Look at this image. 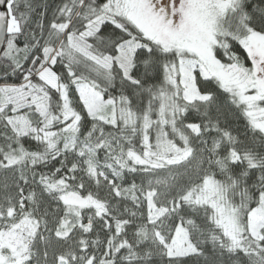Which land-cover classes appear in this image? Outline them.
<instances>
[{
  "label": "trees",
  "instance_id": "obj_1",
  "mask_svg": "<svg viewBox=\"0 0 264 264\" xmlns=\"http://www.w3.org/2000/svg\"><path fill=\"white\" fill-rule=\"evenodd\" d=\"M105 1L5 0L7 19L12 16L16 27L6 26L0 50V229L11 213L25 210L36 238L45 239L29 243L21 260L4 264H56L58 256L67 264H264V224L259 237L247 230L250 211L264 202V132L212 75L195 69L201 96L184 100L168 78L173 74L178 81L179 59L190 54L161 48L124 13L114 12V20H102L85 33L86 21L103 11ZM166 1L152 0L168 11ZM251 29L264 34V0L230 1L217 23L213 53L230 70L264 83L263 60L242 40ZM125 43L134 44L130 77L119 59ZM45 64L54 70L64 98L38 76ZM79 82L110 100L111 115L80 117ZM165 95L170 103L162 106ZM63 100L79 112L72 128L61 127ZM172 104L168 116L165 108ZM257 104L264 107V96ZM11 116L37 128L51 116L50 141L38 132L14 130ZM189 123L197 132L187 129ZM159 125L171 141L187 147L184 163L190 168L176 177L151 218L147 180L155 171L131 154L142 152L144 133L153 139ZM8 157L19 158L7 162ZM206 178L241 214L238 244L214 221L208 203L187 197ZM16 179L14 190L29 196L22 209L9 197ZM69 190L86 193L100 208L76 213L61 195ZM68 215L78 224L68 235L54 237V230L64 231ZM178 227L192 245L181 254L171 248Z\"/></svg>",
  "mask_w": 264,
  "mask_h": 264
},
{
  "label": "rangeland",
  "instance_id": "obj_2",
  "mask_svg": "<svg viewBox=\"0 0 264 264\" xmlns=\"http://www.w3.org/2000/svg\"><path fill=\"white\" fill-rule=\"evenodd\" d=\"M230 1L232 0H167L165 3L168 5L167 11L165 8L158 9L152 0H106L103 4V11L86 21L84 32H92L102 20H114L113 13L116 11L124 13L140 30L142 35L161 48L173 49L177 53L186 52L190 54L189 56H181L179 59L178 81L175 80L173 74L168 78L169 83L173 87L176 86L184 100L189 101L201 96L193 82L195 69L203 76L212 75L242 103L251 124L264 132V107L257 104V100L264 96V83L245 72L230 70L221 64L213 53L212 46L216 41L214 33L217 23L220 17L224 15ZM15 27V20L12 16H9L7 30L15 29ZM242 40L264 62V34L251 29L248 30ZM133 47L134 44L125 43L120 46L119 51L122 70L129 77L131 76L129 67ZM37 74L47 85L57 89L61 96L65 97L64 89L58 82L57 76L50 65L45 64L42 66ZM76 89L81 101L80 117L84 115L105 118L111 115L112 106L109 99L100 98L93 89L83 82H79ZM176 90L174 93H176ZM168 98L169 96L165 95L161 103L162 106L166 102L170 103V98ZM63 103L64 107L61 114L63 123L61 127L72 128L79 112H73L66 107L65 101ZM174 107L176 106L172 104L165 108L168 116L172 113ZM11 118L13 121L12 127L16 131L38 132L43 139H48L47 141H50L54 133V129L51 128V116L38 128L29 123L26 118H16L14 116H11ZM170 122V118H168V124ZM186 127L194 133L197 132V125L194 123H189ZM142 146L143 150L139 155H131L135 161L144 163L155 171L154 175L147 180L148 187L153 193L152 203L148 205L147 211L149 217L153 218L160 211L159 202L173 181L180 172L190 168V165L184 163L185 158L188 156V149L171 141L163 131L162 125L158 126V131L151 140L144 133ZM13 158L19 157H8L7 162H13ZM101 176L104 177L103 174ZM18 183H20L18 179L11 181L10 185L13 191H11L9 197L11 200L15 197L14 201L17 207L22 209L25 208L24 198L29 199V196L24 194L20 188L17 191L14 190ZM7 187L9 186L7 185ZM71 191H63L61 195H65L63 197L65 202L75 205L76 213L80 214L77 209L81 207L100 208L99 203L86 193H79L76 190ZM69 192L73 194H68ZM187 197L208 203L213 209L214 221L222 227L223 232L232 243H239L241 214L236 207L226 203L213 180L206 178L200 186L189 191ZM63 218L68 221L64 226L66 230H54V237L62 238L68 235L73 226L78 224L70 215ZM263 224L264 202L250 211L247 230L252 236L259 237V228ZM44 239V234H40L39 238H36L33 220L27 215L26 211L15 210V213H11L7 219V227L0 229V264L21 260L26 254V247L29 243L39 241L43 244ZM171 248L175 254H181L192 248V245L186 242L183 228H177L171 242ZM84 264H87V261Z\"/></svg>",
  "mask_w": 264,
  "mask_h": 264
},
{
  "label": "water",
  "instance_id": "obj_3",
  "mask_svg": "<svg viewBox=\"0 0 264 264\" xmlns=\"http://www.w3.org/2000/svg\"><path fill=\"white\" fill-rule=\"evenodd\" d=\"M5 0H0V50L4 44V38L7 26V12L4 7ZM56 264H67L65 258L58 256Z\"/></svg>",
  "mask_w": 264,
  "mask_h": 264
}]
</instances>
